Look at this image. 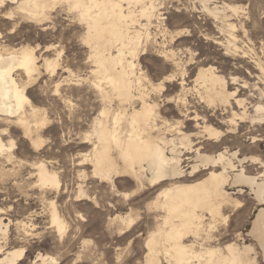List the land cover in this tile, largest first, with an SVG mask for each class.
<instances>
[{"label": "rangeland", "instance_id": "1", "mask_svg": "<svg viewBox=\"0 0 264 264\" xmlns=\"http://www.w3.org/2000/svg\"><path fill=\"white\" fill-rule=\"evenodd\" d=\"M213 1L210 4L212 7L217 4L238 6L239 16L233 15L227 8L230 17L227 21L215 19L203 9L201 0H155L159 9H162L161 18H164L156 20V23L154 20V24L148 27L152 35L147 42L145 38L142 39L138 56L125 55L127 60L137 64V76L143 77L140 84L134 85L132 92L135 96L130 100L121 99L115 91L110 92V98H107L102 92L109 85L105 82L102 87L97 85L101 80L96 72L92 48L86 42L87 29L81 24L78 13L70 14L67 7L58 8L47 20L49 23L45 21L38 24L20 17L10 19L8 10L0 8L1 51L17 49L25 44L36 50L39 70L30 79L21 71L16 73V77L21 85L27 84L26 93L31 104L38 107L41 117L47 118L44 125L31 123V135L25 133L21 124L10 125L0 120V131L9 127L2 134L5 144H8V148L11 143L14 144L10 150L0 154V220L9 225L3 244L6 243L7 248L26 247L25 258L20 264H53L50 261H35L39 254L56 258L57 264H148L147 241L162 226L166 227V211L163 208L160 210L162 191L173 183L194 182L208 174L209 170L201 168V171L190 176L195 153L183 149L181 158L185 176L177 180H166L154 185L146 176L141 179L132 174L113 175L111 179L96 176L94 166L88 159L94 139L86 136L93 133L95 117L106 106L110 110L109 123L113 126L114 114L120 111L127 113L128 110V113H132L138 107L141 108L144 97L155 105L160 133H164V137L172 138L185 132L191 135L194 147L200 145L204 153L217 154L226 149L232 153L239 150L238 158L256 156L264 161V109L257 110L258 105L264 106V1ZM226 23H233L235 27H228ZM133 26L145 37L146 27L137 23ZM163 50L174 51L180 65H173L171 54L165 56ZM116 52L114 49L113 53ZM48 58L60 60L57 61L56 71L49 70L51 73L45 69V60ZM165 67L168 71L161 75ZM203 69L215 71L224 79V84L211 89L207 87L199 78ZM161 80L165 82L161 84ZM220 90L225 91L222 97L218 94ZM121 121L119 126L127 131L130 127L128 119ZM206 126H213L222 132L218 140L206 138ZM33 139L38 140V146L33 143ZM112 153L122 165L118 150L114 148ZM234 161L239 164L236 158ZM41 162L58 173L59 188L40 183L37 165ZM243 164L248 174L256 175L263 169L260 163L249 160ZM234 172L237 171L231 174ZM229 186H226V190L232 192V200L241 203L239 206L233 201L224 204L222 213L228 215L227 222L219 216L217 227L211 233L214 235L208 239L207 224L212 218L207 210H199L204 215V229L200 230L198 236L189 234L183 240L185 243L198 240L199 243L206 242V245L212 246H224L234 241L241 245L243 241L242 245H254L257 263L264 264L260 244L249 234L256 214L264 204L258 201L250 186ZM81 187L87 195L79 197ZM50 201H55L66 222L68 230L63 233L52 226ZM232 206L234 210L230 209ZM128 218L133 219L131 224H128ZM167 245L164 240L160 244L159 264H177L172 257L165 256L168 254L164 250Z\"/></svg>", "mask_w": 264, "mask_h": 264}, {"label": "bare ground", "instance_id": "2", "mask_svg": "<svg viewBox=\"0 0 264 264\" xmlns=\"http://www.w3.org/2000/svg\"><path fill=\"white\" fill-rule=\"evenodd\" d=\"M125 2H127V7H125ZM159 2L160 1H158V3ZM201 2L203 5V9L206 10V12H208L215 19H222L227 21V18L229 17L226 11L227 8L233 12V15L239 16V7L233 6V4H225V6H218L217 4L212 7L210 5L211 0H201ZM63 7H67L70 14L71 12L78 13L81 24L83 23L87 29V34L85 33L87 37L86 42L92 48L91 50L93 56H91L94 57V61L97 66L96 72L99 74V80H101L99 81V83H97V85L99 87H102V83L105 82L109 85L108 88H110L109 90H107L108 88H104V91L102 93H104L107 98H110V92L115 91L117 92L119 97H121V99H133L135 95L133 94L134 92H132V89L134 85L137 86V84H140L142 76H137L135 72L137 64H135L133 61H129V59L127 60L126 54L128 53L138 56L139 46L143 43L142 39L145 38L147 42L152 35V33L149 31L150 28L148 27H151V25L154 24V20L156 23V20L160 21L164 18H161L160 11L162 9H159L158 4L155 2V0H5L4 6L0 8L8 10L7 16L10 19L20 17L27 19L30 22L42 24L43 22L51 19L52 13H56L55 11L58 8L62 9ZM246 19L248 20V18ZM143 20H145L146 22L142 23ZM136 23L140 24V26L142 27L144 26L147 28H144L146 29V31H144L145 37H142L143 33L133 26ZM216 23L218 22L216 21ZM227 26L232 28L235 27L233 23L227 24ZM131 28H134V30H131ZM144 29L142 28V30ZM233 35L234 34H232V36ZM29 46L25 44L17 49H6V52L1 51L0 49V120H4L10 125L13 123L21 124L24 127L25 133L27 135H31L33 132V128L31 125L32 122L33 124L40 126L44 125L47 120L45 116L41 117L38 107L36 108L31 104V99L26 93L27 84L21 85L18 82L19 79H17L16 77V73L18 71H21L28 79H30L33 74H35L34 72L39 70L38 56L35 52L36 50L35 48ZM114 49H116L117 51L115 54L113 53ZM172 50H170L169 52L163 50L162 54L165 56L171 54L170 61H172L173 65L179 66L180 60L179 58H177V54ZM88 54L90 55V53ZM60 60L49 58L46 59L45 69H48L47 71L51 70L52 72L56 71L58 66L57 61ZM23 78L25 77L23 76ZM199 78L202 79L206 86L210 89L215 85L224 84V79L217 75L215 71L213 72L211 69L201 70L199 73ZM65 84L66 83H64V86ZM205 84H202V86ZM134 91H136V89ZM218 94L222 97L225 95V91L220 90ZM138 102L140 101L138 100ZM27 104L30 105L29 109H27ZM68 105L70 106V104ZM262 105H258L257 110H263L264 106ZM138 108L139 109L134 110L132 113L131 111L128 113V110V114L121 111L114 114V125L112 124L113 126H111V124L109 123L108 115L110 113V110L107 106L101 110L100 114H98V117H95V120L93 122V133L86 136V138L92 140L94 139L93 149L91 151L90 157L87 158L92 162L94 166L93 172L96 176L102 179H111L113 175L120 176L127 174H132L137 179H141L142 176H146L149 182L154 185L160 184L161 182L166 180H177L185 176V170L182 167L181 158V151L183 149L190 153H195V163L191 164V171H189L190 176H193L201 171V168H203L204 170H209L208 174L200 180H196L190 183H173L169 188H166L162 191L160 210H162L163 208L166 211V215L164 217V223L166 227L163 228V226L161 225L162 228L159 229L157 233H153L147 241L146 245L149 252L148 260L146 261L148 262V264H159L160 244L163 240L168 243L167 247L164 248L166 253H168L165 256L172 257L177 264H258L256 249L253 244L244 243L242 245V241L240 245L234 241L231 243H227L224 246H212L206 245L205 241V243H199L198 240H191V243H185L183 239L189 234H193L196 236L200 234L199 232L204 226V215L199 213V210H207L212 218L210 219L212 221L207 224V227H209V234H207L208 239L211 238L212 235H214L211 233H213V231H215L217 227L216 220L219 216L223 217L225 222H227L228 215L222 213V208H225L224 204H227L229 202L232 203L233 201L231 197L232 192L226 190L227 185H230L231 187L238 184H245L250 186L252 188H250L251 191L253 190V192H255V196L258 201L264 204V161L256 156H245L244 158H238L239 150L238 152L235 151L232 153H230L227 149L222 150L217 154L204 153L201 151L200 145L199 147H194L191 135L185 132L181 133L180 135L178 134L179 136L172 138H167L166 136L164 137V133L163 135L160 133L161 126H159V123L157 122V110L155 108V105L142 97V106L141 108ZM257 112L260 113L259 111ZM126 118L129 121L130 127L129 129L127 128V131H123L119 124L121 120ZM228 124H230V122ZM8 128L9 127L0 131V154H3L5 151L10 150L14 145L13 143H11L10 147L8 148V144L6 145V142H4L5 140H3L2 138V134L5 133ZM21 129L23 128L21 127ZM204 132L207 135L206 138H216V140H218L217 138H219L222 133L220 130L214 128L213 126H206L204 128ZM37 135H39V133ZM33 143L36 146L39 145L37 139H33ZM114 148L118 150L119 156L123 161L122 165L118 163L117 159L114 157L115 154L113 155L112 153V150ZM235 158L239 162L238 165L234 161ZM0 159H2V157H0ZM248 160L255 163H260L263 167L262 171L258 172L256 175L248 174L243 164ZM37 168L39 181L42 185L59 188L60 180L56 171L50 170L49 166L47 167L44 162L38 164ZM233 171L237 172L231 174V172ZM167 186H169V184ZM85 195L87 194L81 187L79 190V197ZM233 202L236 206H239L241 203L238 200H234ZM230 209H233V206ZM258 211L259 212L256 214V218L253 221V225L251 230L249 231V234H251L260 244V247L263 251L262 254L264 256V207H261ZM49 216L53 224L52 226L57 228L60 233L68 230L66 222L59 213L55 201L49 202ZM116 217L126 219L121 215H117ZM128 219V224H131L133 222V219ZM8 227L9 225L4 224L3 221L0 220V264H20L25 258L26 247L21 246L7 248L6 243L3 244V240L6 239L5 236L7 234V231L9 230ZM38 260H41L43 263L50 261L53 264H57L56 258L50 257L45 254H39L35 261Z\"/></svg>", "mask_w": 264, "mask_h": 264}, {"label": "snow or ice", "instance_id": "3", "mask_svg": "<svg viewBox=\"0 0 264 264\" xmlns=\"http://www.w3.org/2000/svg\"><path fill=\"white\" fill-rule=\"evenodd\" d=\"M5 4V0H0V7H3ZM168 69L167 67L164 68L163 72H161V75H164L165 73H167ZM174 78V77H173ZM157 79H159V77H157ZM168 77L165 76V80H167ZM165 81L164 80H161L160 83L163 84Z\"/></svg>", "mask_w": 264, "mask_h": 264}]
</instances>
